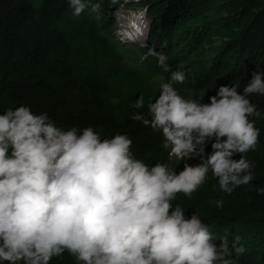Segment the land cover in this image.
<instances>
[{"label": "clouds", "instance_id": "obj_1", "mask_svg": "<svg viewBox=\"0 0 264 264\" xmlns=\"http://www.w3.org/2000/svg\"><path fill=\"white\" fill-rule=\"evenodd\" d=\"M69 5L74 16L86 7L84 0ZM166 60L160 54L157 63L168 71ZM186 78L172 72L148 112L131 117L163 134L169 159L184 161L179 172L138 158L127 134L102 139L92 126L66 128L23 104L2 112L0 264H52L65 253L75 264H239L246 250L239 236L217 244L199 215L186 217L174 202L180 193L191 198L209 173L228 194L254 180L244 154L260 143L251 118L264 115L249 96H264V72H253L242 94L220 86L210 103L180 93L175 84ZM144 104L140 97L134 107ZM189 157L199 162L190 165Z\"/></svg>", "mask_w": 264, "mask_h": 264}, {"label": "trees", "instance_id": "obj_2", "mask_svg": "<svg viewBox=\"0 0 264 264\" xmlns=\"http://www.w3.org/2000/svg\"><path fill=\"white\" fill-rule=\"evenodd\" d=\"M35 1L0 0V114L23 104L66 128L92 126L102 139L127 134L136 156L151 155L149 165L184 168L161 160L166 149L161 132L131 118L135 111L147 113L149 101L158 99L153 79L183 71L198 99L210 103L220 86L234 85L242 94L252 73L264 72V0H134L142 13L140 56L112 29L111 10L121 0H84L80 16L73 15L69 0ZM160 54L167 57L168 71L157 63ZM140 97L145 104L136 109ZM249 99L264 115V96ZM251 119L260 143L244 155L253 162L254 180L228 194L209 173L191 198L180 193L174 203L186 217L199 215L217 244L227 239L231 246L239 236L246 249L239 264H264V119ZM209 150L207 143L204 152ZM52 264L75 260L65 253Z\"/></svg>", "mask_w": 264, "mask_h": 264}, {"label": "rangeland", "instance_id": "obj_3", "mask_svg": "<svg viewBox=\"0 0 264 264\" xmlns=\"http://www.w3.org/2000/svg\"><path fill=\"white\" fill-rule=\"evenodd\" d=\"M40 0H36L37 4ZM142 16L140 10L135 6L134 0H121V2L116 5L113 10H111L110 21L112 23V29L114 33L117 35L118 39L124 43L127 48L131 51H134L138 56L140 53L137 52V48L140 45L139 35H140V23L139 19ZM100 21H103L100 18ZM220 41H217L214 44L218 46ZM212 52L210 53V55ZM166 82H171V78L157 77L153 79L151 82L154 90H157L158 95H160L161 85ZM126 87V85H125ZM175 87L180 91L182 95L189 99H198V96L194 93V91L190 88L189 82L186 79L184 84L176 83ZM163 157H161L162 161L175 162L179 164L175 159L170 160L168 156V149L163 151ZM138 158L143 159L146 163L152 160L150 154L137 156ZM188 160V159H187ZM184 163V161H181ZM180 163V164H181Z\"/></svg>", "mask_w": 264, "mask_h": 264}]
</instances>
